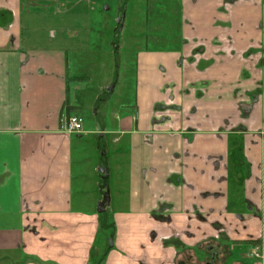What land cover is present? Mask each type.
Here are the masks:
<instances>
[{"label": "crops", "instance_id": "0c3cea01", "mask_svg": "<svg viewBox=\"0 0 264 264\" xmlns=\"http://www.w3.org/2000/svg\"><path fill=\"white\" fill-rule=\"evenodd\" d=\"M112 1L114 60L129 26L136 81L94 145L62 127L93 94L77 32L39 33L64 0H0V264H178L219 226L264 229V0ZM97 25L76 67L104 59ZM89 145L111 153L100 180Z\"/></svg>", "mask_w": 264, "mask_h": 264}, {"label": "rangeland", "instance_id": "374dc122", "mask_svg": "<svg viewBox=\"0 0 264 264\" xmlns=\"http://www.w3.org/2000/svg\"><path fill=\"white\" fill-rule=\"evenodd\" d=\"M73 1L64 0V2H61V6L57 5L58 3H55V5L51 3L50 17L49 19H45V25L39 29V33L42 34V28H45V33L47 34L49 29L48 34L49 40L51 42L50 44L59 45L60 41H67L71 33L77 32V35L73 39L77 47L71 48L70 51L72 59L71 68L72 70H75L77 68V71H79L80 75H86L91 79V89H93V94L91 93L88 95V90L82 93V102L85 110L83 124L86 129H94V132L92 135H86L83 140L86 144V140L89 139L92 144L95 145L101 140L100 133L102 128L105 127L107 129H111L110 112L113 106L116 105V102L133 100L132 93L135 87L136 69L135 66L131 63V58L132 56H134V53H136L133 50L135 44L134 42L131 44L126 42L128 38L127 32L129 26L125 27V31L122 33L120 32V39L125 40V43L123 42V44H121L119 47L118 53L120 60L118 59V61H115V56L113 55L114 50L110 45L111 38H113L114 36L112 30L113 26H109V24L113 22L112 17H114V15L116 16V14L119 12L117 5L118 3H115V1L112 0H89L87 2L85 0H80L81 4L83 5L76 7ZM87 6L94 7L92 12L94 14L96 13L97 16H99V19H93V17H91L92 14H90L89 16L84 15L88 11L90 12V8H88ZM107 6H110V8L106 9ZM140 7L142 9H145L144 4H141ZM132 12H134V5L133 3H130L128 5L129 17ZM101 21L104 23V33L107 28H110L108 36H105L106 40L104 45L106 48L104 52V59H95L93 61H89L88 63L84 61L83 64H81L82 66L76 67L77 64L73 62V59L77 49L81 48L82 50H80V52H83L84 49L88 48L89 40L87 37V32L96 29L98 27L97 22ZM133 33L138 34V31H130L131 35ZM128 40H130V38H128ZM128 49H131L130 52L128 51ZM84 53L87 54V50H85ZM126 55H130V58L127 61ZM118 64L119 67H117ZM109 87H111L112 89L109 90ZM99 94L103 95V97L100 99L99 104H96L95 96L93 95ZM99 106L101 109L100 113L102 115L100 119H98V116L94 115V111L97 110ZM111 137H113L112 134H106L103 137L106 141L109 142L110 146L112 145ZM88 155H92L93 162L91 165L92 167L96 166V169H94L93 171L100 180L102 177L100 175V167H105L104 164L106 162V159L108 157L110 158L111 153L109 155H104V151L96 150L94 154H92L91 145H89ZM106 173L107 172H105L104 175H106ZM105 199L106 194L104 193L101 196V200L104 201ZM228 228L227 226L223 225L219 226L217 230L212 232L213 234L210 236L209 245L214 247L217 256L216 258L210 256L209 259L222 264H232L235 262H239V264H263L264 245L262 240V244L261 242H257L252 246V249L251 247H247L244 242H238V240H240L239 238H242L241 235L242 233H244L243 230H245L239 228H247L248 232L255 233L256 235L262 237V235H264L263 226L255 225V232H252L249 227L243 226H236L234 228L231 227L229 229ZM107 232L109 233V231ZM101 233L103 234V232ZM100 242L101 237L98 239L97 244ZM207 246V244H204L203 246L196 248L195 257L192 256L193 260L191 264H201V261H206ZM254 250L255 252L259 253V255H255ZM251 252H253L254 254L250 255Z\"/></svg>", "mask_w": 264, "mask_h": 264}, {"label": "trees", "instance_id": "16d2710c", "mask_svg": "<svg viewBox=\"0 0 264 264\" xmlns=\"http://www.w3.org/2000/svg\"><path fill=\"white\" fill-rule=\"evenodd\" d=\"M238 242H244V244L247 247H249V244H251L250 240H238ZM206 243H208V242H206ZM203 245H204V243H201V244L195 246L194 248L189 249V251L186 250V252L180 253L184 257H182V256L179 257V255H178L177 258H176V262L178 264H191V262L193 260V257H195L196 248L197 247H201ZM208 247H206V249H207L206 261H203V262L201 261V264H222V263L214 262L213 260L209 259V257L212 256V254H215L216 256H217V254H216L215 249H214L213 246L211 248L209 247L210 250H208ZM223 264H226V263H223ZM232 264H239V262H235V263H232Z\"/></svg>", "mask_w": 264, "mask_h": 264}, {"label": "built area", "instance_id": "2783aa9c", "mask_svg": "<svg viewBox=\"0 0 264 264\" xmlns=\"http://www.w3.org/2000/svg\"><path fill=\"white\" fill-rule=\"evenodd\" d=\"M62 127L67 131V132H75L79 133L82 128H83V118L79 115H70ZM259 249V248H257ZM255 252V250H254ZM255 255H259V253L255 252Z\"/></svg>", "mask_w": 264, "mask_h": 264}, {"label": "flooded vegetation", "instance_id": "af4514ba", "mask_svg": "<svg viewBox=\"0 0 264 264\" xmlns=\"http://www.w3.org/2000/svg\"><path fill=\"white\" fill-rule=\"evenodd\" d=\"M257 207V206H256ZM256 211L258 212V215H259V217L261 218V216H262V211L261 210H259V209H257L256 208ZM179 233V232H178ZM178 233H174V234H171V235H169L168 237H170L171 239L172 238H179L180 236H181V234H178ZM263 237H264V235H262V237L261 236H258V235H254V234H247V236H245V238H239L240 240H250L251 241V244H249V248L251 247V249H252V246L255 244V243H257V242H261V240L263 241L264 239H263ZM209 239H210V236H208V237H206V239H205V241H207L208 243H206L210 248L212 247L211 245H209ZM261 244H262V242H261ZM207 246V247H208ZM209 247H208V250H210L209 249ZM250 251V250H249ZM254 253L253 252H251L250 253V255H253ZM212 257L213 258H216V255L215 254H212Z\"/></svg>", "mask_w": 264, "mask_h": 264}]
</instances>
